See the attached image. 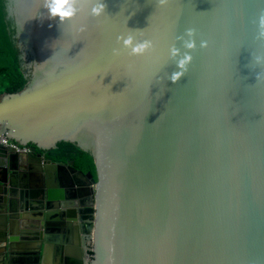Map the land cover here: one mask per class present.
Here are the masks:
<instances>
[{
  "label": "water",
  "instance_id": "1",
  "mask_svg": "<svg viewBox=\"0 0 264 264\" xmlns=\"http://www.w3.org/2000/svg\"><path fill=\"white\" fill-rule=\"evenodd\" d=\"M5 1L29 82L0 95V137L31 153L0 150V164L66 166L88 203L48 188L1 198L0 264L30 240L17 229H34L36 264L54 232L68 250L85 211L70 264H264V0H77L63 22L45 0ZM62 143L90 155L94 178L39 154Z\"/></svg>",
  "mask_w": 264,
  "mask_h": 264
},
{
  "label": "crops",
  "instance_id": "2",
  "mask_svg": "<svg viewBox=\"0 0 264 264\" xmlns=\"http://www.w3.org/2000/svg\"><path fill=\"white\" fill-rule=\"evenodd\" d=\"M3 156L4 154L0 153V158ZM24 164L23 161L19 163L14 162L12 170L4 168V164H0V191L2 192L0 200L1 198L3 200H9L11 197H14V199H17V202H19L18 197L20 196V193H23L24 191L29 192L31 199L36 200L40 196V193L43 192V194H45L49 189L53 193H59L58 200L56 201L59 205H63L64 202L68 204L72 203L75 205L76 211H78L80 206H85L88 203V201L84 199V196L79 193V189L84 187L83 183L78 181V178L71 176L68 167L64 166L62 169L55 170L49 169L47 173H43L36 171L34 168H28V166H25ZM4 169L8 170V175L4 174ZM4 175H6V177H4ZM20 175L21 179L19 178ZM7 179L10 181L9 183L5 182ZM21 187H24L25 190H22ZM72 192L75 195L74 198L72 197ZM0 202L2 203L3 201ZM17 204L19 205V203ZM80 218L84 219L83 216L78 215V222L75 224L76 227L73 232L69 235L67 233L68 241H70L67 247L68 250L64 247V242L66 240L65 232H54L51 235L53 238L50 244L53 250L50 251L48 257L50 264L63 263V258L67 255L73 260L78 259V253L79 255L81 253L84 256L83 250L85 252L84 246L86 244L84 229L86 224L81 223ZM1 227H3V224L0 219V228ZM34 232V229H29V227L23 232L20 229L14 230V236H22L25 238L30 237V240L21 239L18 242V259H15L17 264H36V262H39V258H37L38 261H32L33 258L38 257L35 256V249L38 245L31 239ZM66 250L68 253L65 255L67 252ZM83 259H85V257ZM3 261L4 260H2V262Z\"/></svg>",
  "mask_w": 264,
  "mask_h": 264
},
{
  "label": "trees",
  "instance_id": "3",
  "mask_svg": "<svg viewBox=\"0 0 264 264\" xmlns=\"http://www.w3.org/2000/svg\"><path fill=\"white\" fill-rule=\"evenodd\" d=\"M16 30L12 20L8 19L6 1L0 0V95L21 92L28 85L23 69L20 49L17 47ZM39 154L59 164L75 163V168L84 174H91L94 178V168L88 153L81 152L72 144L62 143L50 152L39 151ZM92 211H88V219H92Z\"/></svg>",
  "mask_w": 264,
  "mask_h": 264
},
{
  "label": "clouds",
  "instance_id": "4",
  "mask_svg": "<svg viewBox=\"0 0 264 264\" xmlns=\"http://www.w3.org/2000/svg\"><path fill=\"white\" fill-rule=\"evenodd\" d=\"M167 2L168 0H159V3L161 5H164ZM76 3H77V0H45V6L47 7L50 16L53 18L59 17L61 22H63L66 19H71L75 16L76 11H77L75 7ZM104 7L105 6L103 4L97 5L96 7L92 9L93 14L99 15L104 10ZM260 24H261V27L264 28V15L260 17ZM188 34L192 35L193 30L189 29ZM261 35L264 36V31L261 32ZM125 45H131V38L125 41ZM147 46H148V42H145L144 44H139L133 48V52L141 53L147 48ZM201 46L206 47L207 42L202 41ZM186 47L188 48L195 47V41L188 42L186 44ZM172 51H173V55H176L178 50L173 49ZM190 62H191V56L185 54L184 58L179 62L178 66L181 69L186 71L185 66L189 64ZM183 74H184V71L173 73L172 75L173 82L178 80Z\"/></svg>",
  "mask_w": 264,
  "mask_h": 264
},
{
  "label": "built area",
  "instance_id": "5",
  "mask_svg": "<svg viewBox=\"0 0 264 264\" xmlns=\"http://www.w3.org/2000/svg\"><path fill=\"white\" fill-rule=\"evenodd\" d=\"M0 149L8 152V154L14 155H29L31 153V151L28 149L17 148L10 141L3 137H0Z\"/></svg>",
  "mask_w": 264,
  "mask_h": 264
},
{
  "label": "bare ground",
  "instance_id": "6",
  "mask_svg": "<svg viewBox=\"0 0 264 264\" xmlns=\"http://www.w3.org/2000/svg\"><path fill=\"white\" fill-rule=\"evenodd\" d=\"M49 169H50V168H49ZM49 169H48V170H49ZM38 198H39V197H38ZM39 248H40V246H37V247H36V249H35V256L37 255L36 253L39 252ZM52 250H53V249H52L51 246H47V247H46V253H45V256H44V259H43V260H44V264H50L49 261H48V257H49V253H50V251H52ZM56 250H57V249H56ZM63 259H64V262L61 263V264H70L66 257H64ZM32 261H37V257H36V258H33ZM72 264H78V262H74V261H73Z\"/></svg>",
  "mask_w": 264,
  "mask_h": 264
},
{
  "label": "flooded vegetation",
  "instance_id": "7",
  "mask_svg": "<svg viewBox=\"0 0 264 264\" xmlns=\"http://www.w3.org/2000/svg\"><path fill=\"white\" fill-rule=\"evenodd\" d=\"M88 211H85V213H84V216H83V220L86 222V221H88L89 219H88Z\"/></svg>",
  "mask_w": 264,
  "mask_h": 264
},
{
  "label": "rangeland",
  "instance_id": "8",
  "mask_svg": "<svg viewBox=\"0 0 264 264\" xmlns=\"http://www.w3.org/2000/svg\"><path fill=\"white\" fill-rule=\"evenodd\" d=\"M86 240V239H85Z\"/></svg>",
  "mask_w": 264,
  "mask_h": 264
}]
</instances>
